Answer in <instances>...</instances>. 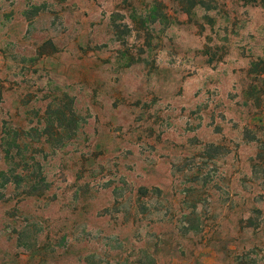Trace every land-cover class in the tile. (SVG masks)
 Masks as SVG:
<instances>
[{
	"label": "rangeland",
	"instance_id": "374dc122",
	"mask_svg": "<svg viewBox=\"0 0 264 264\" xmlns=\"http://www.w3.org/2000/svg\"><path fill=\"white\" fill-rule=\"evenodd\" d=\"M0 264H264V0H0Z\"/></svg>",
	"mask_w": 264,
	"mask_h": 264
},
{
	"label": "trees",
	"instance_id": "16d2710c",
	"mask_svg": "<svg viewBox=\"0 0 264 264\" xmlns=\"http://www.w3.org/2000/svg\"><path fill=\"white\" fill-rule=\"evenodd\" d=\"M143 190H141V192H142Z\"/></svg>",
	"mask_w": 264,
	"mask_h": 264
}]
</instances>
